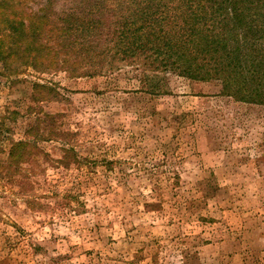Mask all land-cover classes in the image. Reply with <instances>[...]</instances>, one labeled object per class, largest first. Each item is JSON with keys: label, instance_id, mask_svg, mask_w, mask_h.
Segmentation results:
<instances>
[{"label": "rangeland", "instance_id": "1", "mask_svg": "<svg viewBox=\"0 0 264 264\" xmlns=\"http://www.w3.org/2000/svg\"><path fill=\"white\" fill-rule=\"evenodd\" d=\"M80 2L0 0V264H264V106L138 64L77 76Z\"/></svg>", "mask_w": 264, "mask_h": 264}, {"label": "trees", "instance_id": "2", "mask_svg": "<svg viewBox=\"0 0 264 264\" xmlns=\"http://www.w3.org/2000/svg\"><path fill=\"white\" fill-rule=\"evenodd\" d=\"M61 18L64 67L97 76L119 63L264 106V0H81ZM55 56V55H54Z\"/></svg>", "mask_w": 264, "mask_h": 264}]
</instances>
